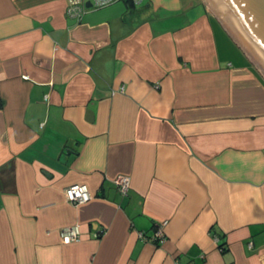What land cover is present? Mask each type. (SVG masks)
<instances>
[{
  "label": "crops",
  "instance_id": "1",
  "mask_svg": "<svg viewBox=\"0 0 264 264\" xmlns=\"http://www.w3.org/2000/svg\"><path fill=\"white\" fill-rule=\"evenodd\" d=\"M87 2L0 0V264H264V75L203 0Z\"/></svg>",
  "mask_w": 264,
  "mask_h": 264
},
{
  "label": "water",
  "instance_id": "2",
  "mask_svg": "<svg viewBox=\"0 0 264 264\" xmlns=\"http://www.w3.org/2000/svg\"><path fill=\"white\" fill-rule=\"evenodd\" d=\"M203 1L235 45L264 75V0Z\"/></svg>",
  "mask_w": 264,
  "mask_h": 264
},
{
  "label": "built area",
  "instance_id": "3",
  "mask_svg": "<svg viewBox=\"0 0 264 264\" xmlns=\"http://www.w3.org/2000/svg\"><path fill=\"white\" fill-rule=\"evenodd\" d=\"M115 1L118 0H90L92 7L94 6L103 7L106 6V4ZM127 1H131L133 3H139L142 0H127ZM85 2L86 0H67L66 14L70 17L72 16L77 19H81L83 13L89 9V6H87ZM114 182L116 183L117 188L120 190L122 194H126V192L131 186V181L127 174L118 175L114 179ZM64 195L66 196V199H68L71 203L75 205H79L80 203L87 202L91 200L93 196L89 191L87 184L81 182L67 186V188H65L64 190ZM164 223L165 221L157 225L154 233V237L161 241H163L165 238V232L162 228ZM60 232L62 236L67 240H76L79 238L81 233L79 229V225H69L68 227L62 228ZM177 264H180V262L177 261Z\"/></svg>",
  "mask_w": 264,
  "mask_h": 264
},
{
  "label": "trees",
  "instance_id": "4",
  "mask_svg": "<svg viewBox=\"0 0 264 264\" xmlns=\"http://www.w3.org/2000/svg\"><path fill=\"white\" fill-rule=\"evenodd\" d=\"M220 247H221V249H223V248H222V245H220Z\"/></svg>",
  "mask_w": 264,
  "mask_h": 264
}]
</instances>
